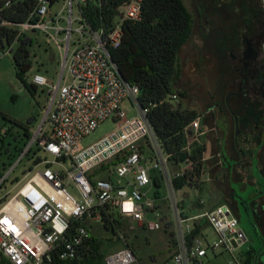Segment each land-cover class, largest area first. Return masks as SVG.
<instances>
[{"label":"built area","instance_id":"obj_1","mask_svg":"<svg viewBox=\"0 0 264 264\" xmlns=\"http://www.w3.org/2000/svg\"><path fill=\"white\" fill-rule=\"evenodd\" d=\"M91 1L100 6L101 0H64L52 11L57 1L36 0L27 19L12 24L18 30L14 41H0L1 60L13 54L20 35H43L57 49L61 63L55 82L41 73L33 75V84L46 88L48 105L17 160L0 171V260L49 264L55 257L80 259L90 232L111 220L113 212L131 228L135 221L149 230L160 229L169 220L158 203L160 197L150 196L145 189L158 176L169 192L165 199L174 239L172 264H204L209 251L215 256L228 252L231 259L226 264H264L255 250L246 260L237 254L247 236L228 203L207 208L202 183L211 156L200 118L184 127L185 141L179 150L183 158L165 153L148 118L156 104H141L139 86L123 77L112 57L111 50L121 42L123 22L140 20L143 0H129L118 8L109 26L102 18L93 23L85 8ZM12 4L13 0H6L4 7ZM258 5L264 19V0H258ZM261 63L264 71V37ZM167 99L178 101L179 95ZM108 120L114 128L84 145L85 137ZM197 149L202 150L199 157L194 156ZM27 156L31 162L26 177H13ZM214 156L221 161L219 152ZM101 172L108 175L98 177ZM183 176L193 183L183 188L197 192L189 208L199 210L190 215L185 193L179 197L174 185ZM200 221L212 229L214 241L205 233L191 234ZM112 235L121 247L108 251L105 264H140L124 233Z\"/></svg>","mask_w":264,"mask_h":264},{"label":"rangeland","instance_id":"obj_2","mask_svg":"<svg viewBox=\"0 0 264 264\" xmlns=\"http://www.w3.org/2000/svg\"><path fill=\"white\" fill-rule=\"evenodd\" d=\"M184 1L193 13L194 29L180 54L182 78L178 87L185 93V97L182 98L183 105L186 106L187 104V107L201 112L207 110L208 107L216 106L219 102L221 103L223 95L239 89L235 81L238 75L236 76L234 72L231 51L237 49L236 46L240 44L242 33L249 32L250 29L254 32L256 29V21L252 14V5L255 1ZM63 2L64 0H58L52 6V11L58 9ZM32 35L37 36V41L31 48L32 68L27 73L19 74L13 61V54H9L0 60V171L4 168L7 169L11 163L14 164L17 160L21 150L24 149L40 125L48 105L49 96L44 86L36 87L35 91L28 87L33 83V75L41 73L55 82L61 69L57 49L46 43L43 35ZM256 49L257 51L262 50L260 38L256 39ZM222 58H224V69H226L224 76L220 75L221 65H218ZM261 60L262 54L257 61L261 62ZM260 97L261 90H257L256 98L259 105L261 103ZM250 99L253 100L254 96ZM133 114L134 111L129 113L130 116ZM258 119L260 127L264 130V108ZM113 128L114 122L112 120L102 123L94 132L85 137L83 144L88 145L98 140ZM159 143L165 152L163 143L161 141ZM263 157L260 160L252 158L242 162L241 170L245 180H232L231 187L235 191L236 205L234 206V203L229 199L228 201L222 198V201L233 207L240 225L246 233L247 241L237 249V254L243 260H246L249 252L253 250L259 252L261 260H264ZM29 158V156L25 157L18 164L11 174L13 177H26L28 164L31 162ZM107 175V172H101L98 177H106ZM229 187L230 184L226 187L227 191L230 190ZM145 189L150 196H155L156 192L159 193L158 203H160V208L166 216L169 213V201L166 200L169 197V192L166 181L161 179L159 188L151 184ZM70 190L74 191L72 188ZM177 191L179 197L183 196L184 193L189 195V200H195L197 197V192L194 190L182 188ZM202 192L203 197L208 202L210 194L207 190H202ZM211 196L213 200L214 195ZM148 217L152 218L151 213ZM124 225L126 233L124 235L127 242L129 241L132 245L141 264H172L170 260L173 245L170 240L171 225L165 223L158 230L143 228V225L138 226L135 221L133 222L134 228H131L129 223H124ZM97 228L94 227L93 230ZM204 230L210 242L216 239V235L208 225ZM105 233L103 235L108 250L121 247L120 242L112 240V237L114 238L112 233ZM230 259L231 255L228 252H220L215 256L209 251L204 264H226Z\"/></svg>","mask_w":264,"mask_h":264},{"label":"trees","instance_id":"obj_3","mask_svg":"<svg viewBox=\"0 0 264 264\" xmlns=\"http://www.w3.org/2000/svg\"><path fill=\"white\" fill-rule=\"evenodd\" d=\"M5 1L0 0V41L11 44L18 33L12 24L26 20L35 7L36 0H13L10 7H4ZM52 1L54 3L58 0ZM128 1L101 0L100 6L91 1L85 8L94 24L102 18L109 26L116 16L117 9ZM254 1L252 14L256 21L255 40L260 38L262 45L264 19L258 0ZM193 29L194 16L184 0H143L140 20L123 22L121 42L111 50L123 77L139 86L141 104L143 106L156 104L148 113L149 121L158 140L163 143L165 151L175 153V159L183 158L179 150L185 141L184 127L200 116L198 110L183 105L182 98L185 97V93L178 87L182 78L180 52L193 34ZM36 39L37 36L26 33L19 36V42L13 52V61L20 75H24L32 68L31 48ZM254 70L256 72L254 84L258 89L259 85L264 83L262 63L254 62ZM28 87L32 88V91L36 89L33 83ZM173 93L179 95L178 101L167 99ZM201 153L202 150L197 149L194 156L199 157ZM201 164L199 163V167ZM189 183L186 176L174 180L177 190ZM195 183L197 185L198 180ZM154 185L156 188L161 186V179L158 176L154 179ZM155 195L160 196L158 192ZM112 216L111 220L107 219L102 226L98 225L99 228L96 227V230L90 232L80 259L66 261L55 257L49 264H105L104 256L109 250L103 234L105 232L117 234L119 231L125 233L126 222L121 220L116 212H113ZM170 232V240L174 243L172 230ZM199 232L200 226L197 225L191 234L194 236ZM127 244L132 247L129 241ZM261 261L264 263V260ZM0 264L10 262L1 259Z\"/></svg>","mask_w":264,"mask_h":264},{"label":"crops","instance_id":"obj_4","mask_svg":"<svg viewBox=\"0 0 264 264\" xmlns=\"http://www.w3.org/2000/svg\"><path fill=\"white\" fill-rule=\"evenodd\" d=\"M232 62L235 65L234 72L236 76L238 75V78L235 80L239 86L238 91L223 95L221 103H217L216 106L208 107L207 110L201 112L198 111L201 126L203 130H206L203 136L205 148L211 156L206 161V171L202 183V189L204 191L207 190L210 194L207 208H213L218 204L226 203L222 201V198L224 200L229 199L235 206V191L231 189L232 180H245L243 179L241 170L242 162L252 158L260 160L264 156V132H262L264 130L258 122V118L264 108V95L261 94V103L259 102V105L256 98L257 90L248 88V84L243 78L242 72H240L239 68L242 65L240 66L234 60ZM218 65H221L220 75L224 76L226 74L224 58L218 62ZM252 80L254 81V76ZM252 96H254L253 100L250 99ZM218 152L221 154L220 162H218V157L214 156ZM228 184H230V190L227 191L226 187ZM212 194L214 195L213 200ZM191 201L189 200V195L185 193V208L189 215L199 210L197 207L196 209L189 208ZM166 216L169 220L168 224L171 225L172 229L170 213H167ZM199 226L200 233L206 234L204 230L206 224L200 221Z\"/></svg>","mask_w":264,"mask_h":264},{"label":"flooded vegetation","instance_id":"obj_5","mask_svg":"<svg viewBox=\"0 0 264 264\" xmlns=\"http://www.w3.org/2000/svg\"><path fill=\"white\" fill-rule=\"evenodd\" d=\"M246 39V41H248L253 49H254V54L253 56L250 57L249 60H244L243 58V52L245 50L246 47V43L244 42L243 39ZM256 40H255V33L252 32V30L250 29L249 32L246 33H242L241 34V41L240 44H237V49H233L231 51V57L232 60L238 62V64H240V66L242 65V67H240V72H242V76L243 78L246 80L247 82V86L249 89L251 90H263L264 88V83L262 82V84L259 85L258 89L257 87H255L254 81L252 80L253 76L255 75V70H254V62H256L259 58V56H261L262 54V50L257 51L256 49ZM235 67V65H234ZM261 94L264 95V91H261Z\"/></svg>","mask_w":264,"mask_h":264},{"label":"water","instance_id":"obj_6","mask_svg":"<svg viewBox=\"0 0 264 264\" xmlns=\"http://www.w3.org/2000/svg\"><path fill=\"white\" fill-rule=\"evenodd\" d=\"M243 40L246 43V47H245V50L243 52V58H244V60H249L250 57L253 56V54H254V49H253L252 45L248 41H246L245 38Z\"/></svg>","mask_w":264,"mask_h":264}]
</instances>
